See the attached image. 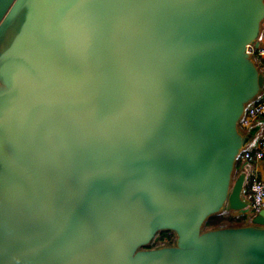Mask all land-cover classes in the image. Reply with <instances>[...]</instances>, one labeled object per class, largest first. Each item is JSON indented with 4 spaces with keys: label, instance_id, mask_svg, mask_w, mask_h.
Returning <instances> with one entry per match:
<instances>
[{
    "label": "water",
    "instance_id": "water-1",
    "mask_svg": "<svg viewBox=\"0 0 264 264\" xmlns=\"http://www.w3.org/2000/svg\"><path fill=\"white\" fill-rule=\"evenodd\" d=\"M263 33L264 0H0V264H264V210L208 227L252 206Z\"/></svg>",
    "mask_w": 264,
    "mask_h": 264
},
{
    "label": "built area",
    "instance_id": "built-area-1",
    "mask_svg": "<svg viewBox=\"0 0 264 264\" xmlns=\"http://www.w3.org/2000/svg\"><path fill=\"white\" fill-rule=\"evenodd\" d=\"M251 54L257 59H264V47L251 48ZM262 118H264V98L247 110L241 126L244 129H249ZM258 163H264V137H261L249 150L242 154L239 168ZM247 189L251 194L252 206L245 216L250 219L264 210V179L260 176L258 170L251 168Z\"/></svg>",
    "mask_w": 264,
    "mask_h": 264
},
{
    "label": "crops",
    "instance_id": "crops-1",
    "mask_svg": "<svg viewBox=\"0 0 264 264\" xmlns=\"http://www.w3.org/2000/svg\"><path fill=\"white\" fill-rule=\"evenodd\" d=\"M261 47H264V33H263V36H262V39H261ZM264 60V59H263ZM262 68H264L262 65H261ZM264 98V97H263ZM258 126L257 129H259V132H258V135H257V138L254 142V144L261 138V137H264V118L260 119L257 124H256V127ZM247 131V130H246ZM248 169H249V174L251 172V168L252 169H256L259 171L260 173V176L264 179V163H258V164H254L252 166H247ZM245 198H248L251 200V194L250 192L248 191V189L246 188V191H245ZM244 217V221L240 222V223H248L249 222V219L244 216L243 214L242 215H236L235 217Z\"/></svg>",
    "mask_w": 264,
    "mask_h": 264
},
{
    "label": "trees",
    "instance_id": "trees-1",
    "mask_svg": "<svg viewBox=\"0 0 264 264\" xmlns=\"http://www.w3.org/2000/svg\"><path fill=\"white\" fill-rule=\"evenodd\" d=\"M264 61V60H263ZM260 65H262L264 67V62L259 61ZM244 217L240 216V217H235L233 215H225V216H221V217H216L210 220V222L208 223V227H215L218 226L224 222H230V223H240L242 221H244ZM161 241H168L173 239V235L170 233H162L161 235Z\"/></svg>",
    "mask_w": 264,
    "mask_h": 264
},
{
    "label": "flooded vegetation",
    "instance_id": "flooded-vegetation-1",
    "mask_svg": "<svg viewBox=\"0 0 264 264\" xmlns=\"http://www.w3.org/2000/svg\"><path fill=\"white\" fill-rule=\"evenodd\" d=\"M161 237V236H160ZM160 242V243H159ZM159 244H163V245H171V244H173V242H174V239H171V240H168V241H161V239L159 240ZM158 243H155V246L158 244ZM154 246V247H155ZM159 246H161V245H159Z\"/></svg>",
    "mask_w": 264,
    "mask_h": 264
},
{
    "label": "rangeland",
    "instance_id": "rangeland-1",
    "mask_svg": "<svg viewBox=\"0 0 264 264\" xmlns=\"http://www.w3.org/2000/svg\"><path fill=\"white\" fill-rule=\"evenodd\" d=\"M257 60H258V62H259V61L264 62L263 59H257ZM160 239H161V237H160ZM159 243H160V242H159ZM159 243H158L156 246H155V244H153V247H154V246L157 247V246H159V245H162V246H163V244H159Z\"/></svg>",
    "mask_w": 264,
    "mask_h": 264
}]
</instances>
